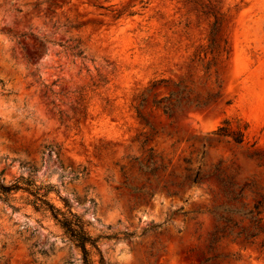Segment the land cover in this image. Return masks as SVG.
<instances>
[{
	"label": "rangeland",
	"instance_id": "rangeland-1",
	"mask_svg": "<svg viewBox=\"0 0 264 264\" xmlns=\"http://www.w3.org/2000/svg\"><path fill=\"white\" fill-rule=\"evenodd\" d=\"M22 176L82 217L93 264H264V232H218L264 226V0H0V178ZM13 196L0 264H84Z\"/></svg>",
	"mask_w": 264,
	"mask_h": 264
},
{
	"label": "trees",
	"instance_id": "trees-1",
	"mask_svg": "<svg viewBox=\"0 0 264 264\" xmlns=\"http://www.w3.org/2000/svg\"><path fill=\"white\" fill-rule=\"evenodd\" d=\"M215 27H213L214 31ZM77 56L81 55V52L76 54ZM157 83H154L155 86ZM173 94H171L172 96ZM146 103V95L142 94L140 97L139 103L135 106L136 115L141 120H145L141 113V108L144 107ZM183 104L190 105L191 101L182 102L179 98L172 97H163L161 99L154 98L152 100V106L155 108H160L162 112L171 117L174 113L179 111ZM199 102H196L195 106H200ZM147 123V122H146ZM216 135L226 136L229 133L223 128L219 127L215 131ZM147 139L144 141V143ZM151 149H149V152ZM150 159L152 160V155ZM22 191L27 193L29 196L33 197L31 204L34 208H42L43 210L50 213L53 220L58 226L68 235L75 244L80 248L84 264H93V261L90 258V252L87 249V246L97 250V239L93 238L86 230V222L82 219L80 215L75 213L67 200L60 198L63 207L59 208L55 206L49 199L51 193H55L59 196L58 191L56 190L53 184H36V180L30 177H19L15 179L12 183L6 184L3 179L0 178V200L6 203H10L14 199V194ZM234 211V210H232ZM231 211V212H232ZM252 211L249 212L251 214ZM251 220L250 229L241 228L238 232L234 233V227H237V223H233L232 227L221 228L218 232L224 233L227 231V236H234V241L238 238H242L246 243H252L257 235L261 232H264V226L261 225L262 218L253 217ZM229 221V220H228ZM215 239V237H213ZM211 260L207 258L205 261ZM99 264H102V260H99Z\"/></svg>",
	"mask_w": 264,
	"mask_h": 264
},
{
	"label": "water",
	"instance_id": "water-1",
	"mask_svg": "<svg viewBox=\"0 0 264 264\" xmlns=\"http://www.w3.org/2000/svg\"><path fill=\"white\" fill-rule=\"evenodd\" d=\"M205 122H206L207 125H209V124H210V119L207 118V119L205 120Z\"/></svg>",
	"mask_w": 264,
	"mask_h": 264
}]
</instances>
